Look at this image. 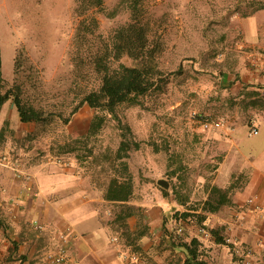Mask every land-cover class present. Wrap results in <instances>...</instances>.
Wrapping results in <instances>:
<instances>
[{
    "label": "rangeland",
    "instance_id": "obj_1",
    "mask_svg": "<svg viewBox=\"0 0 264 264\" xmlns=\"http://www.w3.org/2000/svg\"><path fill=\"white\" fill-rule=\"evenodd\" d=\"M120 1L104 0L102 11L90 9L79 15L76 0H0V55L6 85L19 86L23 102L49 117L41 126L31 124L22 131L24 136L12 133L10 123L4 121L0 150L22 146L46 161L74 163L99 192L98 208L109 222L134 210L129 204L133 199L160 191L159 180L168 183L164 189L168 195L188 207L201 203L215 186L220 145H215L212 132L202 133L190 115L225 120L232 106L220 73L235 69L236 60L249 64L243 21L264 15V0H144V20L152 29L150 48L165 83L134 103L117 106L97 135L85 138L94 111L83 105L69 114L98 82L89 67H76L74 60L77 54L86 58L101 43H110L115 31L129 22ZM90 17L98 28L93 36L85 33L78 46L77 26L84 20L88 25ZM120 62L135 65L125 56ZM59 117H69L70 124L65 126ZM121 142L129 146L127 158L116 160ZM89 149L92 154L85 157ZM123 161L132 195L126 203L106 201L101 192L109 177L122 170Z\"/></svg>",
    "mask_w": 264,
    "mask_h": 264
},
{
    "label": "crops",
    "instance_id": "obj_2",
    "mask_svg": "<svg viewBox=\"0 0 264 264\" xmlns=\"http://www.w3.org/2000/svg\"><path fill=\"white\" fill-rule=\"evenodd\" d=\"M262 16L243 21L249 64L236 60L235 69L219 76L232 106L223 118L228 128L201 131L212 132L215 145H220L222 159L214 184L227 190L226 204L215 212H202L210 188L201 203L191 207L152 190L129 203L141 209L142 217L129 218L125 231L116 230L74 163L46 161L34 151L6 147L0 150V264H52L49 258L60 249L64 260L59 264H123L134 258L136 264H264ZM14 112L10 103L0 107V128L7 121L11 129L24 133L30 125L20 123ZM248 122L258 127L256 135H248ZM174 213H203L204 221L196 222L207 235L189 222L176 235ZM138 226L145 233L134 241L128 235ZM193 239L198 242L197 261L178 244Z\"/></svg>",
    "mask_w": 264,
    "mask_h": 264
},
{
    "label": "trees",
    "instance_id": "obj_3",
    "mask_svg": "<svg viewBox=\"0 0 264 264\" xmlns=\"http://www.w3.org/2000/svg\"><path fill=\"white\" fill-rule=\"evenodd\" d=\"M76 12L83 15L86 10L104 9V0H76ZM144 0H121L123 5V12L127 13L129 22L115 31L114 36L110 39V43H101V46L91 50L86 58L77 54L74 60L75 66L89 67L91 74L97 80L98 85L95 89L84 93L80 101L70 112L69 117L73 116L83 105L88 106L94 111L91 123L88 126L83 137L89 138L97 135L100 128L103 126L106 116H113L114 109L124 103H134L138 97H141L154 89H160L161 85L165 83V76L157 69L155 63L154 50L150 48V29L148 23L144 20V12L141 4ZM115 14V10L109 13V16ZM84 21L79 22L76 33L75 43L79 46L84 41L86 34L94 35L95 30L98 28V23L95 18H89V24L85 25ZM80 48V47H78ZM125 56L131 59L135 65L127 66L120 62L121 58ZM16 62V60H15ZM0 55V107L5 103H10L12 109L16 112L17 119L22 124L41 126L49 120L48 116H44V112L32 105H27L23 102L20 87L7 86L6 81L2 75ZM18 66V65H17ZM15 89V90H14ZM61 119L63 124L69 125L70 118ZM0 129V137L2 135ZM12 133L15 129H12ZM24 136V133L22 134ZM29 141V139H24ZM137 144H134V149H137ZM128 145L126 142H121L116 153V160L127 158ZM21 149L24 151L31 150L29 148L15 147L12 151ZM33 151V150H31ZM86 151V149H85ZM71 151L65 154H70ZM92 154V149L87 150L85 157ZM84 157V158H85ZM81 158V157H78ZM122 170L118 173H113L109 179L106 189L102 194L104 200L109 202L126 203L133 192L131 177L128 174L127 165L124 161L121 163ZM94 190V189H93ZM164 195L168 196L164 189H160ZM97 195L99 192L95 191ZM214 196V197H213ZM228 202L227 190L223 191L215 186L210 188L207 200L203 202L202 212H215L220 206ZM131 217H142V211L135 208L117 217L114 221L110 222L116 230L125 231L128 227L126 221ZM172 220L176 232V228L180 220L188 223L190 220L203 222V213L199 214H179L174 213ZM145 233L143 227H139L130 233V239L138 240L140 236ZM218 239V237H217ZM181 248L186 250L189 259L197 261V245L198 242L194 239L190 243L179 242ZM198 264H203L202 261H197Z\"/></svg>",
    "mask_w": 264,
    "mask_h": 264
},
{
    "label": "built area",
    "instance_id": "obj_4",
    "mask_svg": "<svg viewBox=\"0 0 264 264\" xmlns=\"http://www.w3.org/2000/svg\"><path fill=\"white\" fill-rule=\"evenodd\" d=\"M190 119L194 124L198 125L200 130L203 132H206V131H209L212 129L228 128L223 119L210 120V119H207L206 117L199 115L198 113H195V112L191 113ZM247 130H248L249 136H254L258 133V127L254 124V122H251L248 124ZM5 159H6V156L2 155L1 160H5ZM249 202H251V200H249ZM189 223H191L192 225H196L197 230L200 234L207 235L205 228L201 224H198L196 221H193V220H190ZM184 224L185 223L182 220L179 221L178 226L176 228V235L179 236L184 232V230H183ZM226 241L229 243L230 239H226ZM49 260L52 264L62 263L64 260L63 250L60 249L58 251L57 255L50 257ZM136 263H137V260H136V258H134V259H130L127 262H124L123 264H136Z\"/></svg>",
    "mask_w": 264,
    "mask_h": 264
},
{
    "label": "water",
    "instance_id": "obj_5",
    "mask_svg": "<svg viewBox=\"0 0 264 264\" xmlns=\"http://www.w3.org/2000/svg\"><path fill=\"white\" fill-rule=\"evenodd\" d=\"M157 184L162 187L163 189H166L168 187V183L164 180H159Z\"/></svg>",
    "mask_w": 264,
    "mask_h": 264
}]
</instances>
